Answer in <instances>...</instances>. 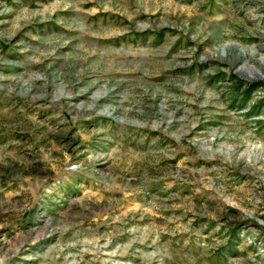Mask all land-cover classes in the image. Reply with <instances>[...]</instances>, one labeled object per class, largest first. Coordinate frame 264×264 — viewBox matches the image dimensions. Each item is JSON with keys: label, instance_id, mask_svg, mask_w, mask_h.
Returning <instances> with one entry per match:
<instances>
[{"label": "rangeland", "instance_id": "obj_1", "mask_svg": "<svg viewBox=\"0 0 264 264\" xmlns=\"http://www.w3.org/2000/svg\"><path fill=\"white\" fill-rule=\"evenodd\" d=\"M0 264H264V0H0Z\"/></svg>", "mask_w": 264, "mask_h": 264}]
</instances>
